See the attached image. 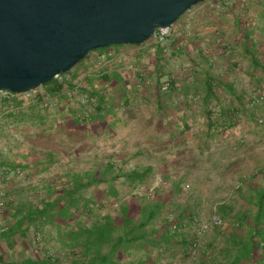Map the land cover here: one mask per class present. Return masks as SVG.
Returning <instances> with one entry per match:
<instances>
[{"label":"trees","instance_id":"trees-1","mask_svg":"<svg viewBox=\"0 0 264 264\" xmlns=\"http://www.w3.org/2000/svg\"><path fill=\"white\" fill-rule=\"evenodd\" d=\"M260 9L258 23L257 17L252 18L247 8H243L242 13L235 17L238 38L236 44L250 56L252 66L248 73L257 82V97L250 100L254 102L256 109L261 108L264 103V81L255 76L259 70L264 74V46L263 41L257 39L258 35L264 38L263 3L260 4ZM221 35L222 38L227 36L222 32ZM185 39V34H182L170 43L171 55L162 47H157L152 60L154 74L148 71L131 74L120 70L111 74L94 75L97 77L87 81L89 89L80 87L82 93L89 94L88 106L72 108L69 110L71 114L64 115L66 104L56 112L49 109L42 112V107H49L41 106L38 102H29L25 110L22 108L17 114H10L8 119H12L11 123L15 126L27 125L30 120L29 124L41 127L43 134L53 133L69 140L94 137L100 139L106 134L111 136L118 127V112L126 106L134 105L139 97L138 92L146 85V80L156 75L157 106L161 114L157 127L169 134L171 139L184 135L191 129L187 114L191 113L193 120L199 116L194 99L199 98L201 93L205 94L203 113L208 127L217 131L220 127L223 130L235 128L241 115L245 112L248 114L244 104L247 96L239 94L233 83L222 77L216 78L210 71L203 70L201 64L198 77L189 81L174 79L170 83L169 92L166 95L162 92L166 65L172 57L182 55ZM113 48L115 46L92 52L81 63L90 66L98 57ZM199 52L208 63L210 58L202 50ZM93 53L95 55L92 57ZM233 66L238 68L240 62L236 61ZM78 71L70 73L75 72V78L80 76L81 72ZM136 79L138 81L133 82ZM73 83H61L55 79L44 88L49 98H57L62 102L69 96L68 90L77 91V86ZM224 95L233 97L228 106L221 99ZM38 98L43 101L42 96ZM144 100L149 102L147 97ZM212 102L219 105V111L215 112L211 108ZM17 106L23 107V103L19 102ZM12 154L18 155L15 150H12ZM23 155L25 160L30 159L32 152L25 151ZM55 162V155L51 153L50 160L36 161L34 172L30 164L14 166L20 168L28 177L49 170L50 165ZM39 166L44 168L39 170ZM154 170L152 166L127 170L119 166L115 159H111L98 163L86 172L69 169L62 177L61 184H47L40 193L36 190V195L30 200L22 199L18 195L19 190L14 191L15 201L9 202L6 208V230L0 229V264H164V252L175 260L180 256L190 259L193 239H188L181 231L183 228L194 229L198 221L192 214L191 221L188 222L181 217L167 214L168 201L172 197L171 190H167V183L161 185L165 194L156 190L151 198L144 200H139L133 194L147 183ZM124 189H128L126 193L129 197L124 194ZM180 191L182 190L178 187L177 192ZM257 200L255 225L264 220V190L258 191ZM108 206L116 208L103 214L102 210ZM224 209L221 214L225 217L228 214ZM234 236L236 238L231 237L226 246V253L232 256L231 261L228 260L226 264H260L264 261L261 253L264 250V239L256 234L243 238L237 232ZM172 245H181L184 249L182 255L171 254ZM209 247L210 250L214 249L213 244ZM208 254H202L200 263L225 264Z\"/></svg>","mask_w":264,"mask_h":264},{"label":"rangeland","instance_id":"rangeland-1","mask_svg":"<svg viewBox=\"0 0 264 264\" xmlns=\"http://www.w3.org/2000/svg\"><path fill=\"white\" fill-rule=\"evenodd\" d=\"M262 3L264 4V0H252L247 3L242 0H208L206 3L198 5L187 12L173 26L167 35L168 40L164 46H161L168 55H171L170 43L182 34L186 36L182 55L172 57L166 65L162 88L166 84L170 87V83L174 79L189 81L193 77H198L201 72V64L203 70L205 69L215 74L216 78L222 77L227 82L233 83L239 94L247 96L244 104L248 114L245 112L241 115V120L235 128L226 130L219 128L221 136L228 135L230 132L234 141H237L235 146L230 149V152H232L230 154L231 157H236V147L240 145L241 139L242 141L244 139L245 145L248 141L252 142V140L261 142L264 136V103L261 108L256 109V106L254 108V102H250L251 99L257 97V82L248 73L252 66L251 58L246 55L241 46L236 44L238 38H236L237 30L235 29V17L242 13L243 8L249 9V15L252 18L257 17L256 22L258 23L260 20L258 14L261 12L260 4ZM214 26L216 28L218 26V30L216 28L214 30ZM221 32L227 35L226 38H222ZM257 39L260 42L263 41L262 45L264 46V38L258 35ZM155 42L151 38L142 47H134V50L139 51V55L137 57L134 56L135 58L130 62L134 69H125V72L138 74L139 72L148 71L154 74L155 67L152 60L156 55L157 47H160ZM115 48L130 49L132 47L115 46ZM201 50L210 58L208 63L202 59V55L199 52ZM94 55L95 53L92 54V57ZM236 61L240 62L238 68L233 66ZM86 64L80 63L72 71L79 70V73L82 71L88 72L91 65L87 66ZM84 66L87 67L85 68ZM74 73H69L65 76V80L68 82L75 80L77 84L80 83L83 88L87 89L90 88L87 82L88 79L98 76L95 73L94 75L97 76H77L74 78ZM255 76L264 81V74L260 70ZM137 81L138 79L136 81L133 80L135 83ZM157 81L156 75L148 78L145 87H141L138 92L139 97L134 105L131 107L126 106L118 112V127H116L115 133L111 136L106 134L102 135L100 139L94 137L93 139L82 138L78 141L69 140L53 133L50 135L43 134L41 127L29 124L30 120H28L27 125L14 126L12 130L8 128L7 135L11 137L10 142H12V146L18 154H12L11 160L14 164H30L33 167L31 170L34 172L36 171V161L50 160L51 153L55 155L56 160L54 164L50 165L49 170L38 175H29L27 185L19 190L20 193L18 195L24 200H30L36 195V190H39L40 193L47 184H59L62 182V177L69 169L86 172L90 171L98 163L107 162L111 159H115L119 166H123L127 170L154 167V173L147 183L133 193L139 197V200H144L147 197L151 198V195L156 190L165 194L161 189V185L165 182L163 171H165V168L168 169L167 167L170 166L172 161L176 162L178 167L181 168L178 172H180V177H184L185 180L192 181L197 176H200V170H197L200 167V118L204 117L203 112L200 115V100L196 101L197 108L195 109L199 115L196 120L192 119L191 113L187 114L190 117L188 121H190L192 126L184 135H189V141L181 143L182 137L180 136L182 135H179L180 138L177 136L174 139L172 138L170 142V135L157 127L158 119L161 115L157 106ZM80 90V88L77 91L68 90V93H70L67 99L59 102L57 98H49L45 88L41 87L37 90V93L43 94L45 99H51L54 105L52 108L42 107L41 111L45 112L49 109L51 112H56L63 104H66L67 108L65 107L64 115H68L71 114L69 110L72 108H79V105L88 106L90 101L89 94L82 93ZM162 92L166 95L169 90L164 91L162 89ZM144 97L149 98V102H146ZM221 99L223 104L228 106L229 101L233 97L224 95ZM211 108L215 112L220 109L217 103H214ZM252 114L255 115L252 116ZM216 116L219 117L218 114ZM15 133L18 135L17 138H13ZM245 150L250 153L249 148ZM25 151L32 152L30 159L25 160L23 158ZM210 165L212 166V163ZM43 168L44 166H39L38 169L42 170ZM186 171L188 172L185 173ZM202 177L207 178V175L204 174ZM212 182L209 181L207 184L201 185L202 190L206 191L205 194L207 195L205 199L207 201L205 205L207 209H204V213L209 217L212 215L215 205V202H213L214 196L212 195L214 189ZM193 186L194 184L190 183L191 190ZM234 191L236 192V189ZM123 192L126 195L128 189H124ZM129 196L127 194V197ZM114 208L116 207L108 206L102 210V213L113 211ZM212 244V236L207 234V248L204 247L202 254L209 253V256L213 255L214 252L209 247V245L212 247ZM181 252H183L181 245H172L170 248L171 254H181ZM174 260L175 258L164 252L162 261L164 264H177V261L174 263ZM183 260L185 258L180 259L181 264H188L187 260L185 262Z\"/></svg>","mask_w":264,"mask_h":264},{"label":"water","instance_id":"water-1","mask_svg":"<svg viewBox=\"0 0 264 264\" xmlns=\"http://www.w3.org/2000/svg\"><path fill=\"white\" fill-rule=\"evenodd\" d=\"M208 0H0V92L25 94L92 52L144 45Z\"/></svg>","mask_w":264,"mask_h":264},{"label":"crops","instance_id":"crops-1","mask_svg":"<svg viewBox=\"0 0 264 264\" xmlns=\"http://www.w3.org/2000/svg\"><path fill=\"white\" fill-rule=\"evenodd\" d=\"M215 28L214 26V30ZM218 28L217 26L216 30ZM121 49L127 50V48H113L111 51H120ZM204 99V93H201L199 98L194 99L195 101L200 100V115L204 110ZM214 103L212 102V105ZM219 132L217 129L211 130L208 127V121L204 117L200 118V167L197 168V170H200V176H197L195 180L189 181L188 179L185 180L184 177H180L178 170L181 168L173 161L167 167L168 169L165 168L163 172L167 190H171L172 196L168 201L167 214L181 217L187 222L191 221V214L197 221L209 220L214 215L222 219V227L212 230L208 235L212 236L213 256L226 264L232 258L229 253H226V246L231 237L236 238L234 236L235 232L243 238H247L250 234H256L260 236L259 238L264 239V220L259 225H255L258 211L257 193L264 190V136L261 142L252 140V142L248 141L245 145L244 139L243 141L241 139L240 145L236 147V157H231L232 152H230V149L235 146L237 141H234L230 132L228 135L223 136ZM180 137H182L181 143L189 141V135L182 134ZM169 139L171 142V138ZM247 148H249L250 153L245 150ZM204 174L207 175V178L202 177ZM209 181H213L212 195L215 199H213L215 205L213 204L214 208L210 217L204 213V209H207L205 207L207 195L205 194L206 191L201 188L202 184L205 185ZM190 183L194 184L192 190ZM178 187L182 191L177 192ZM234 189H236V192ZM223 209L226 210L228 216L224 217L221 214ZM181 233L191 240L194 237V229L183 228ZM189 234L191 235L190 238ZM259 238L257 237L256 240L258 241ZM262 245H264V242ZM205 248H207L206 245ZM183 252H181V255ZM261 253L264 255V250ZM180 259L177 258L174 263L177 261L176 263L179 264ZM186 260L188 264H193L190 259L183 261ZM260 264H264V261Z\"/></svg>","mask_w":264,"mask_h":264},{"label":"built area","instance_id":"built-area-1","mask_svg":"<svg viewBox=\"0 0 264 264\" xmlns=\"http://www.w3.org/2000/svg\"><path fill=\"white\" fill-rule=\"evenodd\" d=\"M244 3H247L252 0H242ZM173 27L167 29L159 30L152 38L156 41L155 43L158 46H164L168 40L167 35ZM135 48H130L127 50L120 51H110L104 55L98 57L94 63L88 69V72L82 71L80 77L82 76H93L95 73L97 75L111 74L115 71H125V69H134L130 62L139 55L138 50ZM135 53V55H134ZM135 56V57H134ZM58 76L56 79L64 83L66 82L65 76ZM78 90L81 87V84H77L75 80L73 81ZM164 91L169 90V85H165L162 88ZM39 95L42 96L43 101H40L38 98ZM39 100H38V99ZM23 103V107H18L17 103ZM29 102H38L41 103V106H48L52 108L51 99H45L43 94H38L37 90L25 93V94H14L9 91L0 92V229L1 231L6 230V208L9 202H14V191L21 189L24 185H27L28 177L20 168H16L11 160L12 142H10L11 137L7 135L8 128L13 129L15 126L12 122V119H8L10 114H17L22 108L25 110ZM17 134H13V138H17ZM25 185V186H26ZM189 188V186H187ZM222 219L214 215L209 220L198 221L194 227V238L190 246V262L197 264V262L202 257L203 249L206 245L207 234L212 232V230L222 227Z\"/></svg>","mask_w":264,"mask_h":264}]
</instances>
